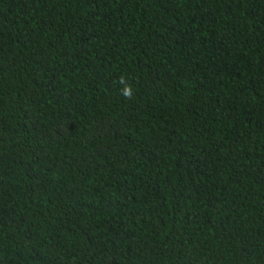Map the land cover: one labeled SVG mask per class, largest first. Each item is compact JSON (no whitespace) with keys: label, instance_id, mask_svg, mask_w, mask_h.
Instances as JSON below:
<instances>
[{"label":"trees","instance_id":"16d2710c","mask_svg":"<svg viewBox=\"0 0 264 264\" xmlns=\"http://www.w3.org/2000/svg\"><path fill=\"white\" fill-rule=\"evenodd\" d=\"M0 264H264V0H0Z\"/></svg>","mask_w":264,"mask_h":264},{"label":"clouds","instance_id":"9594fccd","mask_svg":"<svg viewBox=\"0 0 264 264\" xmlns=\"http://www.w3.org/2000/svg\"><path fill=\"white\" fill-rule=\"evenodd\" d=\"M120 83H126L127 86L124 87L121 91V95L125 100H130L133 97V88L132 86L127 82V80L124 77H121Z\"/></svg>","mask_w":264,"mask_h":264}]
</instances>
